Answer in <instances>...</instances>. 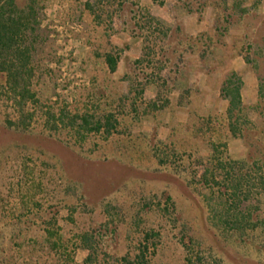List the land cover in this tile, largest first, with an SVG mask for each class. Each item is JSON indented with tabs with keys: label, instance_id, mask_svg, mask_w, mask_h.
Returning <instances> with one entry per match:
<instances>
[{
	"label": "trees",
	"instance_id": "trees-1",
	"mask_svg": "<svg viewBox=\"0 0 264 264\" xmlns=\"http://www.w3.org/2000/svg\"><path fill=\"white\" fill-rule=\"evenodd\" d=\"M49 1L0 0V228L12 224L16 232L24 231L36 236L26 242L32 252L28 254L30 260L22 264H77L79 252L87 253L82 264H151L155 253L149 252L147 244L152 237L159 236L151 231L145 234L134 256L128 253L123 257L104 251L102 240L108 235L104 226L79 233L67 231L66 227L75 225L79 218L85 216L76 207L78 202L84 204L83 183L71 180L62 169L60 174L56 166L48 167L47 162L40 161L44 154L38 149V154L31 153V149L21 145L17 138L53 140L81 159L98 158L97 151L120 145V137L131 136V130L141 127L145 119L157 118L167 109H172L170 96L176 91L181 65L186 64L184 56L192 50L200 51L205 43L202 38L194 40L180 26L176 30L180 37L174 40L179 44L163 54L175 68L172 74L177 77L176 81L171 80L173 76H170L160 83L159 75L164 71V65L151 73L141 69V65L152 61L149 59L150 53H147L135 64L129 65L130 74L124 77L129 87L127 93H118L117 99L116 93H94L89 103L82 105L79 100L70 102L58 91V69L52 66L58 65L59 61L56 60V53L52 52L53 45H48V50L38 55V31ZM176 1L190 15L201 16L208 9L213 11L216 24L212 40L215 45L212 48L208 46L211 48L209 54L208 50L203 49L200 54L202 61L213 55L223 56L230 50L225 41L230 28L245 27L257 18L251 13L252 7L247 6L248 0ZM125 6L124 12L129 10L130 14L135 13L134 4H129L127 8ZM149 22L164 25L154 18ZM144 28L140 27L142 35ZM243 37L231 49L245 55L247 62L255 66L257 60L250 58L252 38L247 33ZM120 59L111 53L106 55L105 64L111 75L117 72ZM150 86L156 87L158 93L154 99L148 100L146 90ZM242 88V77L230 73L225 77L221 89L222 97L229 103L226 116L206 117L191 110L187 123L170 126L172 133L168 143L159 140L156 133L144 135L155 142L153 147L152 142L149 146L160 167L170 162L168 153L174 159L183 158V152L178 156L176 151L178 146L180 149L187 147L184 142L203 140L209 143L212 148L208 159L210 168L202 175V185L219 196L218 205H210L212 212L217 213L214 226L231 229L236 236L235 241L244 240L239 233L246 226L256 230L258 223L250 225L253 215L249 204L255 197L262 198L261 201L264 198V85L260 83V102L255 107L243 103ZM188 94L185 92L181 96L178 106H186ZM111 99L113 101L110 103ZM114 104L117 105L116 109H113ZM252 113L257 115L256 119L251 118ZM184 135L190 137L185 141L181 137ZM91 138L99 140L94 144V149L85 152ZM233 139H240L244 143L247 150L245 159L236 161L223 158ZM220 149L224 153H220ZM25 151L30 153L24 155ZM117 153L108 155L115 159L124 156ZM52 170L54 174L51 172L53 175L50 176ZM49 189L51 192L48 193ZM19 206V210L26 214L8 223ZM62 210L68 211L65 225H61ZM259 224L264 226V222ZM180 242L187 254L186 264H206L200 252L194 251L199 245L195 244L193 237L185 235Z\"/></svg>",
	"mask_w": 264,
	"mask_h": 264
},
{
	"label": "rangeland",
	"instance_id": "rangeland-1",
	"mask_svg": "<svg viewBox=\"0 0 264 264\" xmlns=\"http://www.w3.org/2000/svg\"><path fill=\"white\" fill-rule=\"evenodd\" d=\"M126 1L48 2L43 24L38 31V55L48 45H53L52 52L56 53V60L59 61L58 65L52 66L58 69V91L70 102L79 100L82 105L89 103L94 93H116V99L118 93H127L129 87L124 77L127 73L130 74L129 65L135 64V61L147 53H150L149 59L152 61L141 65V69L151 73L164 65V71L159 75L160 83L170 76H173L171 80L176 81L177 77L172 74L175 68L166 61L167 56L164 57L163 54L179 44L174 40L180 37L176 33L180 26L190 35L196 29V24L203 22L204 32L200 38L205 46L198 52L202 54L203 49H206L208 54L211 53L215 43L212 40L214 36L210 34L212 29L214 32L216 24L212 9L198 16L188 14L176 0H128V4ZM129 4H134V14H130L129 10L124 12V6L127 8ZM247 4L252 6L253 0H248ZM152 18L164 25L150 24L149 20ZM140 27H145L143 35L140 34ZM225 40L232 45L229 36ZM172 41L174 43L170 44ZM258 43L257 40L252 41L250 58L260 57L256 53L264 45L262 43L259 46ZM47 50L48 48L45 51ZM108 53L121 57L118 70L113 75L105 64ZM262 57L264 58L263 55L260 58ZM181 68H186V64L181 65ZM260 69L263 73L264 59L260 61ZM181 74L177 78V87ZM116 106L114 104L113 109ZM173 116L172 110L167 109L157 118L145 119L148 122L145 124L144 120L141 127L132 129L131 136L120 137V145L100 149L96 153L98 158L86 160L53 140L31 137L17 139L21 145L30 148L31 153L38 154V149L44 154L40 161L47 162L48 167L56 166L60 174L62 169L65 176L83 183L84 204L78 202L76 207L85 216L79 218L75 225L66 227V230L79 233L104 226L108 233L102 240L105 252L119 257L128 253L134 256L140 249L145 234L151 231L159 235L152 237L147 244L149 252L155 253L151 264H186L187 254L180 242L185 235L193 237L195 244L200 246H196L194 251L200 252L206 264H264V226L259 224L264 222V198L261 201L262 198L259 200L255 197L249 204L253 215L250 225L258 223V227L254 230L246 226L242 230L243 234L239 233L243 241H235L236 236L231 229L214 226L217 223L214 219L217 213L212 212L210 205H218L219 196L216 192H209L201 180L202 175L210 168L208 159L212 148L207 141L184 142L187 147L180 149L178 146L176 151L178 156L183 152V158L174 159L168 153L170 162L167 166L158 165L149 146L152 138H145L144 135L156 133L159 140L168 143L172 133L170 126L174 123L185 124ZM251 118L255 119L256 115L251 114ZM165 119L170 121L166 127L163 122ZM154 120L161 125L154 126ZM159 129L161 131H157ZM178 131L180 141V129ZM181 137L186 141L190 135ZM98 140H88L85 152L94 149ZM134 144L136 148L132 147ZM154 145L153 141L152 147ZM190 147L195 149L191 150ZM116 151L117 155L124 156L115 159L108 155ZM226 152L223 158L241 160L230 156L229 146ZM26 153L30 152L25 151L23 154ZM220 153H224V150L220 149ZM51 172L53 170L50 171V176ZM20 207L8 223H13L26 214L19 210ZM67 216L68 211L62 210L61 225H65L64 219ZM0 229V264H22L29 261L28 254L32 252V248H28L26 242L36 236L23 233L24 231L16 232L12 224L1 226ZM23 246L25 247L20 249ZM86 257V252H79L77 264H82Z\"/></svg>",
	"mask_w": 264,
	"mask_h": 264
},
{
	"label": "crops",
	"instance_id": "crops-1",
	"mask_svg": "<svg viewBox=\"0 0 264 264\" xmlns=\"http://www.w3.org/2000/svg\"><path fill=\"white\" fill-rule=\"evenodd\" d=\"M250 4H247L249 6ZM252 10L251 13L257 17L254 20V23L251 22L245 27H231L228 33L230 43L228 44V52L223 56L213 55L210 58H207L205 61H202L201 55L199 52L192 50V52L185 54L184 60L186 61V68L182 69L183 73L181 74V80L179 86L170 96L172 101V112L174 113L173 118L180 121L181 123H186L191 110H195L197 113L202 115H208L212 117H224L228 110V100L224 99L221 94L222 85L225 77L230 73H237L242 77L243 88H242V100L243 103L248 107H255L259 102V90L260 83L264 85V71H260V61L263 60L260 58L264 56V48L259 49L260 57L251 60H257V65H252L247 62L245 55H239L237 52L231 49V46L236 41L243 39L244 34L247 33L252 38V41L257 40L261 46L264 45V0H253L251 4ZM186 24V23H185ZM204 23L196 24V29L193 31L188 29L190 36L195 40L197 37H201L203 31ZM210 36H214L213 29ZM226 41V40H225ZM227 42V41H226ZM205 62V63H204ZM205 69V70H204ZM185 79V80H184ZM156 92V93H155ZM189 92L187 97L186 106H178L181 96ZM154 94V95H153ZM157 95V88L150 86L146 90V98L154 99ZM256 115L255 113H252ZM257 117V115H256ZM256 119V118H255ZM148 121L145 120V124ZM164 126L170 124V121L166 119L163 121ZM154 126H160L161 124L157 123V120H154ZM157 131H161L160 129ZM229 152L230 156L234 159H244L247 156V150L244 147V144L240 139H233L229 142Z\"/></svg>",
	"mask_w": 264,
	"mask_h": 264
}]
</instances>
